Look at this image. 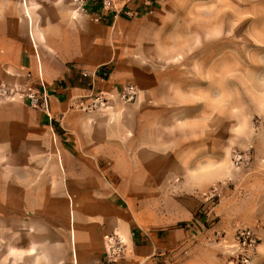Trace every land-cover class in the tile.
I'll use <instances>...</instances> for the list:
<instances>
[{
    "label": "rangeland",
    "instance_id": "1",
    "mask_svg": "<svg viewBox=\"0 0 264 264\" xmlns=\"http://www.w3.org/2000/svg\"><path fill=\"white\" fill-rule=\"evenodd\" d=\"M72 1L0 0V18L7 12L27 19L44 69L55 54L50 6L58 4L59 20L74 26L84 18ZM155 8L148 23L109 30L113 51L97 72L82 76L89 95L72 106L74 129H58L53 118L61 134L51 139L0 125V264H94L85 255L142 264L129 229L156 231L166 241L181 227L192 232L147 260L173 264L209 251L220 264H243L244 255H251L248 264H264V218L233 213L252 184L264 188V0H155ZM28 77H1L0 84L28 88ZM129 83L140 89L136 102L119 96ZM102 90L108 103L91 107ZM14 102L32 109L21 101L0 106ZM66 146L72 151L63 156ZM149 152L169 154L172 166L148 172ZM262 197L264 203V191ZM72 201L78 259L62 207ZM181 212L189 218L163 225ZM245 228L258 238L255 250L238 244ZM109 236L122 240L123 255L108 252Z\"/></svg>",
    "mask_w": 264,
    "mask_h": 264
},
{
    "label": "crops",
    "instance_id": "2",
    "mask_svg": "<svg viewBox=\"0 0 264 264\" xmlns=\"http://www.w3.org/2000/svg\"><path fill=\"white\" fill-rule=\"evenodd\" d=\"M153 3L155 0H152ZM73 2L74 13H78L83 17L81 21L75 23L74 26L68 25L71 22H61L59 20L60 6L58 4L51 5V20L48 26L52 28L51 49L55 54H52L50 62H45L44 69L41 60L39 49H34L32 38L34 34L30 35L28 21L23 15L16 13L15 15H8L3 12V17L0 18V80L11 79V76L18 75L21 78H30L27 85H34L40 87L45 85L50 91V111L32 108L29 110L26 105L22 103H8V105L0 106V125L5 129L11 128V125H16L21 132H37L43 134L42 138L49 137L60 138V132L53 127V118L59 122L58 129H74L71 123V117L74 109L73 105H77L84 98L87 101L89 90L82 86L83 75L88 73H95L99 67L105 64L112 53V40L110 38V29L129 24H138L140 21L148 23L152 16L155 15V9L145 6L142 0H132L129 4L135 10L134 17H125L123 15L110 16L101 22L94 21L85 10L78 7ZM75 27L77 31L69 28ZM38 39L42 41V35L38 33ZM79 39V40H77ZM68 60H73L71 64ZM59 78L66 80V83L60 86L57 84ZM3 82V81H2ZM0 81V83H2ZM55 84L50 89V85ZM130 84V83H129ZM132 84V83H131ZM139 90V87L133 83ZM128 84L124 85L126 87ZM33 87V86H32ZM123 89V88H122ZM120 89L118 92H120ZM50 114V115H49ZM54 114V116H53ZM139 114V111L137 112ZM39 120L36 121L35 117ZM47 116L50 117L48 120ZM52 116V117H51ZM139 116V115H137ZM34 117V118H33ZM22 129V130H21ZM49 129V131H48ZM70 132V131H69ZM68 132V133H69ZM64 134V133H63ZM58 135V136H57ZM80 138L84 139L83 133L80 131ZM87 140V139H86ZM107 140V137L104 138ZM67 146L62 148L61 155L67 156L70 154ZM184 154H180L183 158ZM148 172H155L164 165L166 167L172 166L170 163L169 154H159L155 152L148 153ZM90 167V165H88ZM88 167H85L87 170ZM150 182V181H149ZM142 182L138 181V186L142 187ZM151 184V183H150ZM264 188L258 183H254L249 187V194L242 200L237 201L233 207V213L236 216H246L251 219L264 218V203H263ZM203 200V197H197ZM242 205V206H241ZM237 207V209L235 208ZM107 211V208H106ZM188 214L181 212L168 217V221L163 223L168 226L178 221L187 220ZM192 229L176 228L168 232L166 241L158 240L156 231L143 230L134 232L132 229L127 231L129 238V245L135 249L144 261H139L142 264H158L157 260H147L156 252L160 250L171 249L174 245L179 244L182 239H185ZM93 245H89L92 248ZM96 256L85 255L84 259L88 263L94 261V264H106L103 259H97ZM76 259V258H75ZM176 260L173 264H220L217 257L209 251L195 252L188 258L183 260ZM121 264H129L127 261H121ZM119 264V262H117Z\"/></svg>",
    "mask_w": 264,
    "mask_h": 264
},
{
    "label": "built area",
    "instance_id": "3",
    "mask_svg": "<svg viewBox=\"0 0 264 264\" xmlns=\"http://www.w3.org/2000/svg\"><path fill=\"white\" fill-rule=\"evenodd\" d=\"M79 8L97 22H101L110 16L123 15L125 17H134L135 10L130 6L132 0H73ZM143 4L153 11L154 3L152 0H142ZM106 74V72H104ZM139 94L138 88L134 84H128L119 93V96L124 101H134ZM50 94L49 88L45 85L40 87L28 88L20 85L0 84V100L21 101L27 103L31 108L50 111ZM109 101V96L105 91L98 92L91 101V107H99L106 105ZM238 244L244 249L250 251L255 250L258 245V238L255 232L250 228L242 229L238 234ZM108 252L115 255H123L124 245L122 240L116 236L108 237ZM250 257H242L243 264L250 262Z\"/></svg>",
    "mask_w": 264,
    "mask_h": 264
},
{
    "label": "bare ground",
    "instance_id": "4",
    "mask_svg": "<svg viewBox=\"0 0 264 264\" xmlns=\"http://www.w3.org/2000/svg\"><path fill=\"white\" fill-rule=\"evenodd\" d=\"M64 206V211L66 213V215L68 216V220L71 224V228H70V245H71V249L72 252L75 255V258L78 259V240H79V233H78V229H77V218H78V214L77 211L74 207V202H70L69 204H64L62 205V207ZM96 237V234H95ZM99 245L100 242L99 241H89V245Z\"/></svg>",
    "mask_w": 264,
    "mask_h": 264
},
{
    "label": "snow or ice",
    "instance_id": "5",
    "mask_svg": "<svg viewBox=\"0 0 264 264\" xmlns=\"http://www.w3.org/2000/svg\"><path fill=\"white\" fill-rule=\"evenodd\" d=\"M193 111H199V109H198V108H196V109H193Z\"/></svg>",
    "mask_w": 264,
    "mask_h": 264
}]
</instances>
